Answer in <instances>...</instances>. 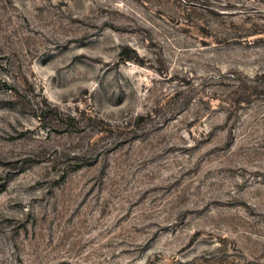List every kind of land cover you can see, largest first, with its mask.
Segmentation results:
<instances>
[{"label": "rangeland", "instance_id": "rangeland-1", "mask_svg": "<svg viewBox=\"0 0 264 264\" xmlns=\"http://www.w3.org/2000/svg\"><path fill=\"white\" fill-rule=\"evenodd\" d=\"M0 264H264V0H0Z\"/></svg>", "mask_w": 264, "mask_h": 264}]
</instances>
